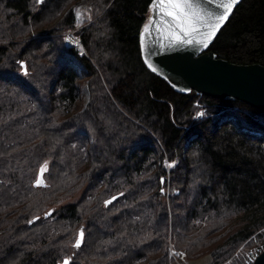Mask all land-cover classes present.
I'll use <instances>...</instances> for the list:
<instances>
[{
  "label": "trees",
  "instance_id": "obj_1",
  "mask_svg": "<svg viewBox=\"0 0 264 264\" xmlns=\"http://www.w3.org/2000/svg\"><path fill=\"white\" fill-rule=\"evenodd\" d=\"M150 1L0 0V264L236 263L256 236L264 249V113L150 72ZM208 50L264 65V0H241Z\"/></svg>",
  "mask_w": 264,
  "mask_h": 264
},
{
  "label": "water",
  "instance_id": "obj_2",
  "mask_svg": "<svg viewBox=\"0 0 264 264\" xmlns=\"http://www.w3.org/2000/svg\"><path fill=\"white\" fill-rule=\"evenodd\" d=\"M240 1L236 0L232 5L227 18L206 44H177L170 43L165 38L167 35L165 21L170 22L172 18L161 13L154 0H151L148 5V17L138 33L142 62L150 72L163 79L176 92L185 94L194 91L218 99H236L264 113V65L232 63L208 50ZM228 2L229 0H217V3ZM205 6L213 12L223 11L217 4ZM141 32L145 33L143 40ZM149 64L155 71L148 66ZM37 178H40L43 184L41 171ZM108 200L113 199L111 197ZM64 259L56 264H63ZM253 264H264V249L255 256Z\"/></svg>",
  "mask_w": 264,
  "mask_h": 264
},
{
  "label": "snow or ice",
  "instance_id": "obj_3",
  "mask_svg": "<svg viewBox=\"0 0 264 264\" xmlns=\"http://www.w3.org/2000/svg\"><path fill=\"white\" fill-rule=\"evenodd\" d=\"M39 2V0H38ZM156 6L159 7L161 13L166 14L168 17H171L172 20L165 21L166 24V39L170 43L177 44H206V42L215 35L216 30L224 22V20L229 15V12L232 10V5L236 3V0H229L228 3H217V0H154ZM205 4H217V7L223 9L222 12H213L208 9ZM80 13L77 11V16ZM145 33L141 32V39L143 40ZM199 37V39H197ZM69 38L66 36L65 40ZM21 70L27 75V69L24 66V61H19ZM155 71V68L151 64L148 65ZM197 116L202 115L201 112L196 113ZM47 161L44 162V165L41 166V172L45 171V165ZM174 163V162H173ZM172 166V164H169ZM163 182V178H161ZM35 184L40 185L42 180L37 178L34 181ZM161 192L164 191L163 188L160 189ZM116 199V197H112ZM110 200H106L105 204L110 203ZM52 210L46 212L45 215H49ZM33 219H38L34 217ZM32 223V221H29ZM84 232L83 229L79 231L75 239L74 247L79 248L83 240ZM182 255V254H181ZM63 264H69V258H65Z\"/></svg>",
  "mask_w": 264,
  "mask_h": 264
},
{
  "label": "rangeland",
  "instance_id": "obj_4",
  "mask_svg": "<svg viewBox=\"0 0 264 264\" xmlns=\"http://www.w3.org/2000/svg\"><path fill=\"white\" fill-rule=\"evenodd\" d=\"M77 11L80 13L79 16H77ZM75 19H76L77 26L80 27L83 24L84 21L91 20L90 10L88 8H86V7L77 9L75 11ZM66 36L68 38L69 37L72 38L70 40H75L76 43L72 44L71 41H69V39L65 40ZM63 38H64L65 44H67L68 46H73V47L75 46L79 50L82 49L81 46H80L78 37L76 36L75 30H67V31H65L64 34H63ZM80 96H81V102L83 104H85L87 102V99H88V92H87L86 86L84 84L80 86ZM196 117H199V116H196ZM169 164L167 165L168 167H170ZM261 246H262V241L257 236L254 237V239L252 240V244L245 249V252H244L240 262L242 261L243 257L245 256V253H247L248 250H251V249L254 250V249H257L258 247H261ZM204 260L205 259L203 257V258L195 260V261H186L185 264H199V263L203 262ZM228 262H226V264ZM240 262H236V263H240ZM228 264H235V262H233V261L231 262L230 261Z\"/></svg>",
  "mask_w": 264,
  "mask_h": 264
},
{
  "label": "built area",
  "instance_id": "obj_5",
  "mask_svg": "<svg viewBox=\"0 0 264 264\" xmlns=\"http://www.w3.org/2000/svg\"><path fill=\"white\" fill-rule=\"evenodd\" d=\"M261 247H258L254 250H248L247 253H245V256L243 257L242 261L240 263L235 264H253L254 258L256 255H258L261 252ZM180 251L172 250L171 255L176 261L184 260L183 254Z\"/></svg>",
  "mask_w": 264,
  "mask_h": 264
},
{
  "label": "bare ground",
  "instance_id": "obj_6",
  "mask_svg": "<svg viewBox=\"0 0 264 264\" xmlns=\"http://www.w3.org/2000/svg\"><path fill=\"white\" fill-rule=\"evenodd\" d=\"M70 39H72V38L69 37V41H71L72 44L76 43L75 40H70Z\"/></svg>",
  "mask_w": 264,
  "mask_h": 264
}]
</instances>
